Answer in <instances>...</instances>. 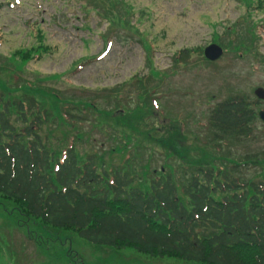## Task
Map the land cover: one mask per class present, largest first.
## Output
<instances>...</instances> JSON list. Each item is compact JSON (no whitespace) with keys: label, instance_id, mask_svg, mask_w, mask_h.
Instances as JSON below:
<instances>
[{"label":"rangeland","instance_id":"obj_1","mask_svg":"<svg viewBox=\"0 0 264 264\" xmlns=\"http://www.w3.org/2000/svg\"><path fill=\"white\" fill-rule=\"evenodd\" d=\"M256 2L0 0V104L14 90L42 106L47 101L71 106L66 97L94 102L96 111L69 110L80 117L69 120L83 136L75 148L80 163L89 160L82 152L96 151L100 171L120 170L130 176L136 168V183L143 190L151 189L150 174L163 164L177 174L199 164L215 165L203 150L211 144L207 122L214 105L243 93L259 100L264 110V96L258 93L264 90V9ZM38 29L49 48L25 64L13 53L38 43ZM214 42L224 52L209 62L204 52ZM136 76L150 79V100L138 97ZM153 103L159 110L150 108ZM120 106L124 112L117 110ZM54 107H44L49 119L58 117ZM253 122L251 137L226 136L223 151L234 158L248 155L249 168L241 171L251 169L248 173L259 178V166L253 163L264 157V120L259 115ZM51 132L49 138L41 134L43 144L63 159L54 150L66 149L61 126L55 122ZM77 135L71 132L70 141ZM202 153L204 159L195 162ZM9 202L0 204V264H200L94 246L74 231L46 228L37 243Z\"/></svg>","mask_w":264,"mask_h":264},{"label":"trees","instance_id":"obj_2","mask_svg":"<svg viewBox=\"0 0 264 264\" xmlns=\"http://www.w3.org/2000/svg\"><path fill=\"white\" fill-rule=\"evenodd\" d=\"M257 5L264 8V0H257ZM36 38L38 43L18 49L14 57L20 56L25 64L41 57L49 48L41 29ZM81 65L82 61L77 66ZM147 78L136 76L138 97L143 100L154 93L148 89ZM66 99L71 106L48 101L42 106L36 98L16 90L1 99L0 204H13L30 239L41 242L49 228L53 233L77 232L94 246L131 248L152 258L174 257L200 264H264V157L253 163L259 166V178H255L248 173L251 169L241 171L249 168L248 155L234 158L223 151L226 136L253 135L259 100L243 93L230 94L211 109L207 122L211 144L203 150L215 165L199 164L177 174L163 164L150 174L151 189L143 190L136 183L140 178L136 168L133 175L130 173L132 177L120 170L100 171L93 156L96 151L82 152L89 160L80 163L75 148L78 150L83 136L78 124L69 121L80 117L69 110L78 108L84 114L87 109H98L87 99ZM52 104V113L58 117L49 119L44 107ZM150 108L155 111L157 106ZM55 122L61 126L62 138L65 136L61 143L66 149L54 150L62 152L63 159L41 138L45 132L49 138ZM71 132H78L72 141ZM205 153L196 155L195 162L202 161Z\"/></svg>","mask_w":264,"mask_h":264},{"label":"water","instance_id":"obj_3","mask_svg":"<svg viewBox=\"0 0 264 264\" xmlns=\"http://www.w3.org/2000/svg\"><path fill=\"white\" fill-rule=\"evenodd\" d=\"M223 53L222 49L218 47L217 45H210L206 48L205 54L206 57L209 59H216ZM258 93L260 96H264V90H258ZM261 117L264 119V111H261L260 113Z\"/></svg>","mask_w":264,"mask_h":264}]
</instances>
